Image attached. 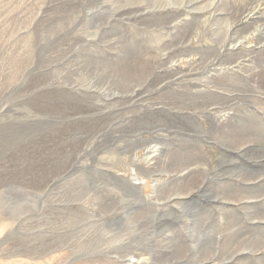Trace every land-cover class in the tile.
<instances>
[{"label": "rangeland", "instance_id": "374dc122", "mask_svg": "<svg viewBox=\"0 0 264 264\" xmlns=\"http://www.w3.org/2000/svg\"><path fill=\"white\" fill-rule=\"evenodd\" d=\"M0 264H264V0H0Z\"/></svg>", "mask_w": 264, "mask_h": 264}]
</instances>
